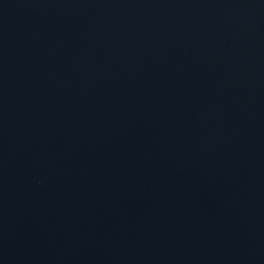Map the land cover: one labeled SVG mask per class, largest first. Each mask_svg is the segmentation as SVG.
I'll list each match as a JSON object with an SVG mask.
<instances>
[{
    "label": "water",
    "instance_id": "water-1",
    "mask_svg": "<svg viewBox=\"0 0 264 264\" xmlns=\"http://www.w3.org/2000/svg\"><path fill=\"white\" fill-rule=\"evenodd\" d=\"M0 264H264V0H0Z\"/></svg>",
    "mask_w": 264,
    "mask_h": 264
}]
</instances>
